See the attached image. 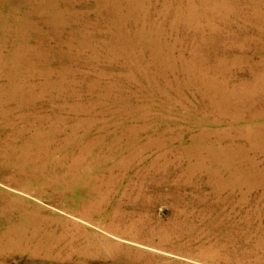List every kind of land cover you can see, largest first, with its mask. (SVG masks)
<instances>
[{"label":"rangeland","instance_id":"rangeland-1","mask_svg":"<svg viewBox=\"0 0 264 264\" xmlns=\"http://www.w3.org/2000/svg\"><path fill=\"white\" fill-rule=\"evenodd\" d=\"M0 264H264V0H0Z\"/></svg>","mask_w":264,"mask_h":264},{"label":"bare ground","instance_id":"bare-ground-1","mask_svg":"<svg viewBox=\"0 0 264 264\" xmlns=\"http://www.w3.org/2000/svg\"><path fill=\"white\" fill-rule=\"evenodd\" d=\"M36 1H37V0H36ZM36 5H37V4H36ZM38 6L41 7V5H38ZM43 7H44V6H43ZM47 10H48V9H47ZM48 12L51 13V11H48ZM47 14H48V13H47ZM48 15H49V14H48ZM50 17H51V16H50ZM23 46H24V45H23ZM133 50H134V49H133ZM135 50H136V49H135ZM135 50H134V51H135ZM136 52H137V51H136ZM138 54H139V53H138ZM144 54H145V53H144ZM138 56H139V55H138ZM139 59H140V58H139ZM139 59H138V60H139ZM142 59H143V58H142ZM140 60H141V59H140ZM143 61H144V60H143ZM137 62H138V61H137ZM142 63H143V62H142ZM148 63H149V62H148ZM132 65H134V64H132ZM144 65L146 66V64H144ZM144 65H143V66H144ZM139 66H140V65H139ZM148 67H149V66H148ZM140 68H142V67H140ZM145 69H146V68H145ZM147 69H148V68H147ZM145 71H146V70H145ZM134 72H135V71H134ZM135 76H136V74H135ZM148 79H149V78H148ZM156 94H157V93H156ZM149 97H151V96H149ZM150 101H151V100H150ZM21 105H22V104H21ZM162 106H163V105H162ZM163 107H164V106H163ZM21 110H22V109H21ZM9 114H10V113H9ZM127 118H128V117H127ZM197 120H198V119H197ZM203 122H204V121H203ZM1 131H2V130H1ZM182 139H183V138H182ZM69 146H71V145H69ZM150 147H151V146H150ZM120 156H121V155H120ZM112 158H113V157H112ZM134 169H135V167H134ZM160 173H161V172H160ZM127 177H128V176H127ZM123 183H124V182H123ZM123 183H122V184H123ZM130 184H131V183H130ZM152 185H153V184H152Z\"/></svg>","mask_w":264,"mask_h":264}]
</instances>
